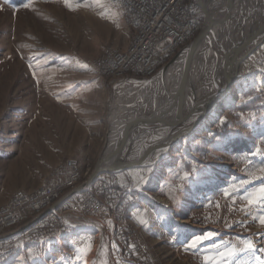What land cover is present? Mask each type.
Returning <instances> with one entry per match:
<instances>
[{
	"label": "rangeland",
	"instance_id": "rangeland-1",
	"mask_svg": "<svg viewBox=\"0 0 264 264\" xmlns=\"http://www.w3.org/2000/svg\"><path fill=\"white\" fill-rule=\"evenodd\" d=\"M223 5L224 16L230 14L223 37L241 38L264 22V0ZM198 7L201 27L189 43L203 27ZM130 13L125 0H0V208L17 190L40 192L70 160L81 169L79 187L85 183L106 147L112 119L136 95L132 86L155 82L189 44L148 80H105L95 64L109 52L118 54L117 46L125 55L131 51L137 24H128ZM209 48H199L186 66L198 83L212 81ZM220 105L153 164L105 173L121 180L123 186L113 184L132 197L135 208L126 222L142 230L150 264H259L264 258V42L241 62ZM130 177L138 187H128ZM73 201L62 211L69 227L60 236L28 244L0 264H133L120 253L114 223L74 212Z\"/></svg>",
	"mask_w": 264,
	"mask_h": 264
},
{
	"label": "built area",
	"instance_id": "built-area-1",
	"mask_svg": "<svg viewBox=\"0 0 264 264\" xmlns=\"http://www.w3.org/2000/svg\"><path fill=\"white\" fill-rule=\"evenodd\" d=\"M125 7L132 9V18L127 21L137 24L131 51L126 55L109 52L105 61L95 64L101 68L103 76H112L113 81L121 77H133L131 80L139 82L155 76L180 51V44H188L201 27V12L197 0H193V5H186L185 0H125ZM66 169L70 170L67 175ZM80 173L81 169L76 161L70 160L68 167L53 172L51 181L44 184V189L39 194L19 195L16 200L7 203L4 210L0 211V253L9 255L14 249H19L21 242L55 237V230L69 227L66 226L62 211L67 202L74 200V212L114 223L120 253L126 259L133 264H150L144 259L138 236L131 238V242H123L120 214L123 202L132 197L121 198L123 190L113 189V182L121 180L102 173L97 176L102 177V184L97 192H90L89 183L81 184L83 194L67 192V183ZM128 187H138V180L130 177ZM56 192H63V200H56ZM40 200H48L46 209H38ZM109 205H118V215L108 216ZM31 218L40 219V228L24 230V223ZM2 238H9V245H2Z\"/></svg>",
	"mask_w": 264,
	"mask_h": 264
},
{
	"label": "water",
	"instance_id": "water-1",
	"mask_svg": "<svg viewBox=\"0 0 264 264\" xmlns=\"http://www.w3.org/2000/svg\"><path fill=\"white\" fill-rule=\"evenodd\" d=\"M197 2L203 10L205 17L198 37L184 47L175 61H172L160 72L168 71L164 80L171 85L168 88L169 95L167 99L161 102L160 98H158L153 105L151 113L145 117L147 119L145 122L142 121L141 126H138L134 134L133 132H128V130L123 132V140L129 142H134L135 140L138 143L141 141L140 144L135 149H132L134 146L130 145L129 149L115 150L112 148V145H109L108 137L106 147L102 150L96 168L88 183L94 181L102 173H118L130 168L145 166L150 162L155 153L163 147L171 146L176 141L190 134L200 125L206 115L211 113L219 103L223 102V99L228 94V89L221 87L222 76L226 75L231 69H235V71H232L238 76L241 62L263 44L264 22L255 31L242 33L241 38L235 37L236 35L232 34L224 38V21L215 15L214 11L207 8L201 0H197ZM234 39H238L239 41L231 43ZM205 44L210 45L216 57V62L218 60L222 65L219 66L218 72H216L218 66L214 67L216 74L213 71L210 84L208 80L198 83L193 78H190V83L188 84L191 61V55L189 54L195 53ZM185 58L189 63V67L187 66L189 69L179 75V84L174 85V81H176V76L174 78V75L178 73L175 68L179 67ZM174 71L176 72L173 73ZM208 86L211 87L209 94L202 101H199L198 95L200 91ZM185 124H187L186 128L179 129ZM143 127L145 128L142 132L143 134L140 132L136 133V131L141 130ZM132 134L134 138L131 137L133 136Z\"/></svg>",
	"mask_w": 264,
	"mask_h": 264
},
{
	"label": "bare ground",
	"instance_id": "bare-ground-1",
	"mask_svg": "<svg viewBox=\"0 0 264 264\" xmlns=\"http://www.w3.org/2000/svg\"><path fill=\"white\" fill-rule=\"evenodd\" d=\"M119 2L122 4L123 0H119ZM201 2L202 3H205V5L207 6V8H209L211 11H214L215 15H217L220 19H222V18L224 19V17L225 18H228L229 15H230V14L227 13L228 15L225 14L226 16H224V12L226 11V9L223 7L224 6L223 5V0L222 1L220 0L221 5L218 2L214 1V0H201ZM185 3H186V5H193V0H185ZM259 9H260V7H259ZM130 16L132 17V13H130ZM127 22H128V24L132 28H133V25H135V23H130L129 21H127ZM224 22H225V19H224ZM223 29H224V27H223ZM226 37H228V35H225L224 38H226ZM132 42L134 43V40ZM231 43H235V41L233 40ZM184 45H186V44H180V47L181 46H184ZM116 52L118 54H120V55H125L124 50H123L122 47H118L117 46ZM195 53H197V52H195ZM195 53L189 54V55H191L190 56V59H191V57ZM108 56H109V53H108ZM213 56L215 57V55L212 52L211 47H210L208 53L205 55V59L208 61V58L209 57L211 58ZM214 57H213V59H214ZM100 58H106V54L100 56ZM187 60H188V58H187ZM192 60H193V58L191 59V61ZM191 61H190V63H191ZM195 61L196 60L194 59V64L195 65H193V68H195V66L197 65ZM188 64H189L188 62L183 61L182 64H181V66H180V68H178V69L175 68V70L176 71L179 70L178 73H180V75H181V73L183 71L186 72V70H187V67L186 66ZM214 64H215V66L216 65L218 66V68L216 69V72H218L219 66H221L222 63L219 62L218 60L216 62V57H215ZM199 65L200 64H198L196 66L195 71L197 69H199L198 68ZM232 70L235 71V69H231L230 71L227 72L226 75L222 76V78H221V85H222L221 87H224V89H228V91H227L228 94L230 92V89H231L232 85L234 84V82L237 79V76L235 75V72L232 71ZM176 71H174L173 73H175ZM216 72H215V69H214V73L215 74H216ZM167 74H168V71L165 70L161 74V76L159 77V79H157L155 82H152V83L151 82H146L144 84H140L139 83L138 85H135V87H134V85L132 86L133 88H135L136 95H135V97L133 96V99L132 100H130V102H129L130 104L127 103L126 106L124 105L125 108L123 107V110L125 112L129 109L128 110L129 115H124L125 113L123 114L122 113L123 110H121L120 113L117 112L115 114V117L113 119L111 118L112 121H111L110 124H112L111 127L113 129H112V132L110 133V136H109V145H112V148L113 149H115V150L116 149L123 150V149H126V148L129 149L130 148V145H132V147L134 146L132 149H135L140 144L141 141L138 143L135 140H134V142H129V141L123 140L122 139L123 132H125L126 130H128V132H133V134H134V131L137 130L138 126H141L142 121L145 122V120L147 119L145 117H147V115H149V113H151V110H150L149 105L150 104H153V103L155 104V102L158 100V98H160L161 102H164L167 99V96L169 95V93H168V90L169 89L168 88H170V86H171L169 84V82L164 81L165 80V77L167 76ZM175 76H176V78H175ZM102 78H104L106 80L107 78H112V76H103L102 75ZM174 78L176 79V81H174V85H178L179 84L178 81H179L180 76L176 73L174 75ZM188 78L190 80V74L188 75ZM194 80H196V79H194ZM160 85H161V87H160ZM210 89H211V87H206V88H203L200 91V94L198 95L199 101H202L206 97V95L209 94ZM159 90H161V91H159ZM165 95H167V96L165 97ZM121 102H119V104H121ZM151 102H153V103H151ZM222 103H219L214 110H219L220 107H221L220 104H222ZM145 105H147V107ZM121 106H122V104H121ZM126 108H127V110H126ZM132 108H134V109H132ZM148 109L150 111H149V113L147 115H145V113H146V111H148ZM113 125H116V126H113ZM186 127H187V124L181 126V128H179V129H184ZM141 130L139 129V131H136V133L137 132L142 133L145 130V128L143 127ZM131 137L134 138V135L131 136ZM170 151H171V146L163 147L160 151H158L157 153H155V155L150 160L151 162H149L148 164L149 165L150 164H153L154 162H156L157 160H159L161 157H164V155L169 154ZM58 169L59 168H57L56 170H58ZM91 176H92V174H91ZM91 176L89 177V179L91 178ZM81 177L82 176H81V173H80L79 176H76V178H74L73 181H71L70 183H67V187H70L69 189H67V192H76V194H83V187H81V186L79 187V183H80V178ZM89 179L85 183H83V184H87L88 181H89ZM91 182L89 183L90 192H97V188L100 187V184H102V177H96V179L94 180V182H92V183ZM132 188L134 189L135 187H132ZM113 189H115V190H121V188L120 187H117L115 184H113ZM131 189L129 190V192H131ZM39 193L40 192L35 193V190H32V191L17 190L13 194V196L8 200V202H6V204L9 203V202H11V200H16V196H19V195H21V196L22 195H26V196H28V195H36V194H39ZM57 194H58V192H56V196H57ZM121 197L125 198L126 196H125V194H123L121 192ZM56 198H57L56 200H60L59 197H56ZM6 204H4V206L2 208H0V211L1 210H4V207H5ZM47 207H48V200H40L38 202V209H46ZM134 208H135V206H133V202L129 201V199L123 203V211L120 214L121 232H124L123 233V237L125 235L131 236L130 238H135V236H138V244H140L141 247H143L142 251L144 252V259L145 260H148L149 259V257H148L149 253H148V251H146L147 248H146V245L144 244L143 236H142L141 232L139 231L140 228H138L135 225H132V224L128 223V221L126 222L127 218L129 217V213H131V211ZM116 215H118V207H116L115 205H109V208H108V216H116ZM71 217L84 220V221H86V223L92 224V225L97 226L99 228L101 227L100 224H98L97 222H94L92 220H89L86 217L85 218H82L81 216H77L75 214H71ZM38 220H40V219L39 218L34 219V221L32 222L33 225L30 228H28L27 230H32L36 226H38L40 228V221H38ZM25 228H27V227L24 226V230H25ZM62 233H63L62 230H55V237L60 236ZM46 238H48V237H44V239H46ZM7 239H9V238H7ZM40 240H43V239H30L28 241L21 242V244L19 245V249H14L13 251H11V253L9 255H11V256L12 255H15V254L19 253L20 251H22L23 248H24V246H26L28 244H31V243H36L37 241H40ZM103 241L104 240H102V243H103ZM123 242H127V240H124ZM9 255L3 254V255H0V258L3 257V256L4 257L5 256H9Z\"/></svg>",
	"mask_w": 264,
	"mask_h": 264
},
{
	"label": "snow or ice",
	"instance_id": "snow-or-ice-1",
	"mask_svg": "<svg viewBox=\"0 0 264 264\" xmlns=\"http://www.w3.org/2000/svg\"><path fill=\"white\" fill-rule=\"evenodd\" d=\"M262 224H264V219H261L260 221ZM198 241H193V246H195V244L197 243ZM248 247L251 248L252 247V244L249 243L248 244ZM259 260V264H264V258H258Z\"/></svg>",
	"mask_w": 264,
	"mask_h": 264
},
{
	"label": "crops",
	"instance_id": "crops-1",
	"mask_svg": "<svg viewBox=\"0 0 264 264\" xmlns=\"http://www.w3.org/2000/svg\"><path fill=\"white\" fill-rule=\"evenodd\" d=\"M121 183V185L123 186V184H122V182H120ZM63 198H61L60 200H62ZM139 202H140V200H139ZM137 213V212H136ZM131 215V214H130ZM141 216H142V214H141ZM133 220H134V215H133Z\"/></svg>",
	"mask_w": 264,
	"mask_h": 264
}]
</instances>
